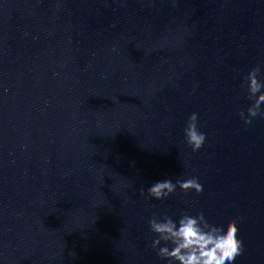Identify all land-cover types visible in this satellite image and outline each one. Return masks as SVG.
<instances>
[{"label": "water", "instance_id": "obj_1", "mask_svg": "<svg viewBox=\"0 0 264 264\" xmlns=\"http://www.w3.org/2000/svg\"><path fill=\"white\" fill-rule=\"evenodd\" d=\"M257 64L264 0H0V264H167L153 213L201 211L236 219L232 264H264V116L239 115Z\"/></svg>", "mask_w": 264, "mask_h": 264}, {"label": "clouds", "instance_id": "obj_2", "mask_svg": "<svg viewBox=\"0 0 264 264\" xmlns=\"http://www.w3.org/2000/svg\"><path fill=\"white\" fill-rule=\"evenodd\" d=\"M259 72L260 65L257 64L244 77L245 84L242 88L246 87L249 99L252 100L247 113L244 110L239 112L246 124L251 123L257 116H264V109L261 108L264 92L260 91L264 88V81L258 77ZM184 133L185 140L193 152L203 147L206 134L199 130L197 113L190 115ZM177 185L185 193L192 190L196 193L203 191L198 177H190L177 179L175 183L171 179L158 181L146 189L147 195L164 199L176 190ZM144 191L141 189L142 195ZM149 225L150 230L157 234L151 246L157 249L159 257L167 260V264H232L243 251V242L237 235L236 219L229 220L225 227L210 224L202 211L196 215L185 212L178 221L167 214L160 218L153 213ZM161 241L165 242V246L158 247Z\"/></svg>", "mask_w": 264, "mask_h": 264}]
</instances>
